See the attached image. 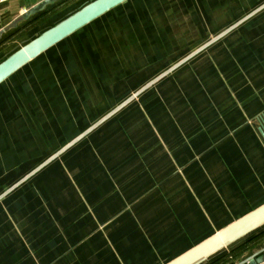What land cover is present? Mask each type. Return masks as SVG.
I'll return each mask as SVG.
<instances>
[{"label": "crops", "instance_id": "obj_1", "mask_svg": "<svg viewBox=\"0 0 264 264\" xmlns=\"http://www.w3.org/2000/svg\"><path fill=\"white\" fill-rule=\"evenodd\" d=\"M42 1L0 0V60L89 0H56L26 16L31 7ZM138 2L141 0L119 4L18 71L45 59L52 49L69 50L75 34L95 22L124 14L131 4ZM263 12L264 9L259 13ZM252 18L233 31L247 26ZM205 50L147 88L0 200L1 206L3 200H13L21 191L33 193L21 201L14 223L1 217L0 264H164L264 203V139L259 132L264 121V87L261 80L258 87H249L246 82L247 87H239L241 95L237 98L231 90L234 87H226L222 65L211 69L207 81L200 78L202 63L193 74L186 71V65ZM251 50L258 57V75H264V41L247 52ZM190 52L144 80L47 157ZM246 56L244 53L240 60ZM182 73L188 78H181V85L159 90V85ZM144 97L150 98L145 104L153 118L150 132L136 133L129 142L117 136L112 147L105 144V148H99L100 145L93 144L95 148H90V143L86 144L88 137L98 135V143L103 144L101 129L108 124H120L119 114ZM158 102L162 106L161 115L154 113ZM89 103L87 107L93 105ZM195 104L204 108V112L197 115ZM206 113L209 117L203 115ZM96 131L100 132L95 134ZM80 144L87 146L82 148ZM4 149L7 147L2 142L1 150ZM46 158L7 184L0 193ZM58 160L66 161L68 172L64 176L61 173L60 180L54 181L44 194L37 195L33 185L41 182L45 171L51 172ZM241 244L234 253L221 257L217 253L208 262L234 264L231 261L239 252L244 251L239 258L243 260L259 251L264 247V227L231 248Z\"/></svg>", "mask_w": 264, "mask_h": 264}, {"label": "rangeland", "instance_id": "obj_2", "mask_svg": "<svg viewBox=\"0 0 264 264\" xmlns=\"http://www.w3.org/2000/svg\"><path fill=\"white\" fill-rule=\"evenodd\" d=\"M263 1L141 0L131 4L124 14L95 22L90 28L75 34L69 50L65 47L52 49L45 59L13 74L0 84V191L99 117L109 106L134 91L144 80ZM246 25L189 62L186 71L193 74L202 63L200 78L207 81L211 77V69L222 65L226 87H234L231 90L237 98L241 95L239 87H247L246 82L249 87H258L261 80L264 87V75L257 73L258 57L252 50L247 52L250 47L256 48L258 42L264 41V12ZM248 40L251 41L250 46ZM244 53L247 56L241 61ZM243 66L244 72L241 71ZM183 77L188 78L184 73L172 76L170 81L158 86L159 90L181 85ZM148 99L144 97L123 110L119 114L120 124L104 126L101 129L104 132L103 144L98 143L99 135L88 137L86 144L90 143V148H95L93 144L96 147L100 145L99 148H105V144L112 147L117 136L129 142L136 133L150 132L153 118L145 106ZM89 101L93 104L91 107L86 106ZM159 102V107H154L157 115L162 114ZM193 109L197 115L205 110L197 104ZM203 115L209 117L207 113ZM113 133L116 134L112 136ZM2 142L7 149L1 150ZM65 163V160H58L51 172L45 171L42 181L33 185L37 195L39 192L44 194L54 181L66 175ZM30 195L21 191L12 197L13 200H3L0 220L8 218L14 223V214L21 201ZM231 247L220 251L219 257L234 253L242 244L234 249ZM243 252H239L231 262L241 261L239 258Z\"/></svg>", "mask_w": 264, "mask_h": 264}, {"label": "water", "instance_id": "obj_3", "mask_svg": "<svg viewBox=\"0 0 264 264\" xmlns=\"http://www.w3.org/2000/svg\"><path fill=\"white\" fill-rule=\"evenodd\" d=\"M56 0H44L33 7H31L27 12L26 16L33 14L43 8L48 3L54 2ZM126 0H89L82 4L80 7L68 13L65 17L58 20L55 24L45 28L38 35L32 37L22 46L13 49L9 54L0 60V84L8 79L11 75L16 73L20 68L25 66L31 60L38 57L43 52L47 51L57 43L61 42L66 37L70 36L77 30L88 25L95 19L104 15L114 7L125 2ZM264 9V2L259 6L251 10L249 13L244 15L242 18L238 19L216 35L212 36L209 40L195 48L189 54L178 60L171 67L151 79L141 88L136 90L109 112L83 130L81 133L76 135L61 148L47 157L39 165L25 174L22 178L12 184L9 188L0 193V200L6 197L9 193L15 190L18 186L23 184L57 157L62 155L69 148L77 144L85 136L107 121L110 117L118 113L124 107H126L131 101L137 98L142 92L147 88L152 86L154 83L159 81L161 78L171 73L191 58L226 36L228 33L239 27L242 23L252 18L254 15L259 13ZM264 117V116H262ZM259 132L264 139V121L259 127ZM264 227V203L242 215L241 217L231 221L227 225L218 229L216 232L206 237L202 241L193 245L183 253L172 258L164 264H204L208 260L222 251L223 249L235 244L241 239L245 238L252 232ZM264 262V247L259 251L253 253L249 257L241 260L237 264H261Z\"/></svg>", "mask_w": 264, "mask_h": 264}, {"label": "trees", "instance_id": "obj_4", "mask_svg": "<svg viewBox=\"0 0 264 264\" xmlns=\"http://www.w3.org/2000/svg\"><path fill=\"white\" fill-rule=\"evenodd\" d=\"M114 8H115V7H114ZM97 19H98V18H97ZM95 20H96V19H95ZM92 22H93V21H92ZM84 27H85V26H84ZM82 28H83V27H82ZM48 50H49V49H48ZM11 76H12V75H11ZM11 76H10V77H11ZM256 231H257V230H256ZM256 231H254V232H256ZM254 232H252V233H254ZM252 233H251V234H252ZM251 234H249V235H251ZM249 235H248V236H249ZM206 263H208V262H206ZM206 263H204V264H206Z\"/></svg>", "mask_w": 264, "mask_h": 264}, {"label": "built area", "instance_id": "obj_5", "mask_svg": "<svg viewBox=\"0 0 264 264\" xmlns=\"http://www.w3.org/2000/svg\"><path fill=\"white\" fill-rule=\"evenodd\" d=\"M261 264H264V262H263V263H261Z\"/></svg>", "mask_w": 264, "mask_h": 264}]
</instances>
